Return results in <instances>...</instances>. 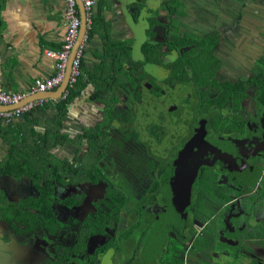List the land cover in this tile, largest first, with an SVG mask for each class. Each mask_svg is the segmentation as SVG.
Listing matches in <instances>:
<instances>
[{"label": "flooded vegetation", "instance_id": "obj_1", "mask_svg": "<svg viewBox=\"0 0 264 264\" xmlns=\"http://www.w3.org/2000/svg\"><path fill=\"white\" fill-rule=\"evenodd\" d=\"M183 2L135 10L129 82L79 134L0 162V264H264V50L228 78L238 29Z\"/></svg>", "mask_w": 264, "mask_h": 264}, {"label": "crops", "instance_id": "obj_2", "mask_svg": "<svg viewBox=\"0 0 264 264\" xmlns=\"http://www.w3.org/2000/svg\"><path fill=\"white\" fill-rule=\"evenodd\" d=\"M94 1V16L82 63L83 73L73 92L76 95L73 94L68 102L56 106L48 104L10 122L0 120V162L8 160L12 147L26 146L31 151V145L40 139L47 141L46 146L50 147V142L68 137V132L79 134L83 123L93 120L99 104L112 100L111 93L119 79L115 73L127 79L129 57H132L135 43V10L150 5V1L146 0L142 7L137 6L138 0ZM253 10L257 20H264V8ZM95 17L98 18L96 22ZM67 31L66 5L63 1L0 0L2 89L8 93L26 92L36 79L53 76L57 71L56 59L48 56L46 51L61 50ZM124 46L130 49V55L126 56L121 68L114 71L117 58H114V54L119 55ZM60 87L32 99L57 97ZM7 134L19 137L16 147L7 140Z\"/></svg>", "mask_w": 264, "mask_h": 264}, {"label": "built area", "instance_id": "obj_3", "mask_svg": "<svg viewBox=\"0 0 264 264\" xmlns=\"http://www.w3.org/2000/svg\"><path fill=\"white\" fill-rule=\"evenodd\" d=\"M63 1L66 5V19L68 21V31L65 37L62 49L59 51L47 50L46 54L56 59V73L45 79H36L34 84L26 92L8 93L0 86V106L11 108L5 111H0V120L12 121L19 118L34 109L45 107L48 104L53 106L58 105L62 101H66L72 90L76 89L79 78L81 77L82 63L85 51L88 47V31L92 26L94 16V0H82L87 32L81 42L80 34L82 27L81 13L78 5V0H58ZM71 69L69 73L68 87L61 98L40 97L32 99L37 95H45L55 88L62 85L66 78L68 64L72 58Z\"/></svg>", "mask_w": 264, "mask_h": 264}, {"label": "rangeland", "instance_id": "obj_4", "mask_svg": "<svg viewBox=\"0 0 264 264\" xmlns=\"http://www.w3.org/2000/svg\"><path fill=\"white\" fill-rule=\"evenodd\" d=\"M149 1L154 3L156 0H149ZM196 1H199L201 4H203V9H200L197 5H194ZM183 3H188L193 5V9L197 10V12L206 9L209 15L212 14L211 11L214 12V10L217 9L219 14L218 19L224 20L226 18V28L229 27L230 25H234V27L238 29L237 39H225L226 66L222 72H224V70L226 69V74L228 73V78L230 79H235L240 76L243 77L244 75H249V72L252 70V65L255 58L258 59L259 55H261L264 50V20H257L258 18L255 17L256 13L253 10V8L254 9L264 8V1L262 2V0H184ZM214 13L216 14V12ZM202 16L204 15L202 14ZM213 18L217 19L215 16ZM149 19L151 20L152 18L149 17ZM175 19H173L172 26H170L171 30L176 32L187 33L188 35L191 31L193 30L195 31L196 28L192 30H184V28L178 26V24H182L186 22L188 25H194V21L192 19L181 16L179 23H177ZM209 22L211 25L213 24L212 20H210ZM214 27H218V26L214 24V26L212 25L211 29ZM178 40L180 39L178 38ZM251 53L253 54L251 55ZM204 61L201 60L198 61L195 66L202 69L204 66H206ZM118 62L120 65H122L121 58L118 60ZM208 63H210L209 64L210 66L216 65V62L211 61ZM259 63L260 61L257 62L255 71L259 70V66H258ZM227 68L229 69V71ZM236 69L245 70V71L248 70V71L245 73H240V76L237 77L234 76L236 74L235 73ZM250 74L252 73L250 72ZM139 77L143 78V76H139ZM125 82H129V78L125 80ZM66 134L74 135L72 132H68ZM13 160L19 161L18 159L15 158ZM138 238H139L138 235H135L133 241L136 242ZM140 246L145 247L144 240H142V244Z\"/></svg>", "mask_w": 264, "mask_h": 264}, {"label": "trees", "instance_id": "obj_5", "mask_svg": "<svg viewBox=\"0 0 264 264\" xmlns=\"http://www.w3.org/2000/svg\"><path fill=\"white\" fill-rule=\"evenodd\" d=\"M146 0H138V3H137V6H143V4H144V2H145ZM99 14H101V8H100V11H99ZM137 15V14H136ZM98 20V18L97 17H95V22ZM93 33H94V30L91 32V36L93 35ZM123 47V46H122ZM129 51H130V49H126V47L124 46V50H120V52H119V55L118 54H114V58L117 56V58L115 59V62H114V67H116L115 69H114V71H116V70H119L121 67V65H119V62H118V60L121 58V61L123 62L124 61V59L126 58V56L128 57L129 55H130V53H129ZM210 60L208 59V57L207 58H205V63H208ZM263 64V65H262ZM83 65V64H82ZM261 65H262V67H261ZM259 70L258 71H255V78L253 79V80H251L249 83H254V82H257V81H260L259 83L261 84V85H263V89H264V59L259 63ZM113 67V68H114ZM117 74V73H116ZM228 85H231L232 87L235 85V83H232V82H229V83H227ZM239 84H245V80H241L240 82H239ZM77 87V86H76ZM81 88H83V86H82V83H81ZM74 92V90H72L71 91V93H70V96L68 97V99L66 100V101H62V102H68L70 99H71V96L74 94L73 93ZM76 94H74V96H75ZM239 100V99H238ZM61 102V103H62ZM60 104V103H59ZM8 133V132H7ZM7 136H8V138H7V140H10V143H11V145L12 146H14V147H16V143L18 142V139H19V137L18 136H12V135H10L9 136V134H7ZM13 138H12V137ZM46 144H48L47 143V141H45V140H41L40 139V141H35L32 145H31V149H35V148H37V149H43V150H45V151H48L52 146H54V144H56L55 142H50L49 144H51V146L50 147H47L46 146ZM30 152V149L28 148V147H26V146H24V147H19V148H11V150H10V154H9V156H8V159L10 160V161H8L7 163V165H8V167L10 166V168H9V171H12V169H11V167L13 168V170H15V168L17 167V166H19L20 165V163H19V161H17V160H13L14 158L16 159L18 156H20L22 153H24V152ZM43 153H45V152H43ZM20 154V155H19ZM8 167H7V169H8ZM27 169L29 170L30 169V167H29V163L27 162ZM2 171H7L5 168L4 169H2ZM27 171V170H26Z\"/></svg>", "mask_w": 264, "mask_h": 264}, {"label": "water", "instance_id": "obj_6", "mask_svg": "<svg viewBox=\"0 0 264 264\" xmlns=\"http://www.w3.org/2000/svg\"><path fill=\"white\" fill-rule=\"evenodd\" d=\"M78 5H79V9H80V13H81V19H82V27H81V34H80V41H82V39L86 33V30H87V23H86L85 11H84V6H83L82 0H80V3H78ZM73 56H74V54L72 55V58L68 64L66 78H65L64 82L62 83L60 89L57 91L58 96L57 97H50V98H61L63 96L64 92L66 91V89L68 87L69 73H70V69H71V63H72ZM6 109L8 110L11 108H6L4 106L3 107L0 106V111H5Z\"/></svg>", "mask_w": 264, "mask_h": 264}]
</instances>
